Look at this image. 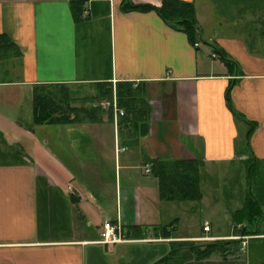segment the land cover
<instances>
[{
	"label": "crops",
	"instance_id": "obj_1",
	"mask_svg": "<svg viewBox=\"0 0 264 264\" xmlns=\"http://www.w3.org/2000/svg\"><path fill=\"white\" fill-rule=\"evenodd\" d=\"M183 1L195 5L204 41L192 43L155 10L125 9L126 0H0V35L13 43H0V264H133L135 250L136 264H170V244L210 234L189 231L193 204L227 215V198L205 193L208 171L252 155L264 162V40L218 35L212 15L223 0H201L209 26L199 0ZM105 84L112 98L82 104L76 123H35L37 87L91 86L94 99ZM125 84L147 101L148 118L101 107L116 99L125 111L117 92ZM175 160L201 163L200 202L162 198L152 166ZM107 221L125 242L97 243ZM181 253L172 264H208Z\"/></svg>",
	"mask_w": 264,
	"mask_h": 264
},
{
	"label": "trees",
	"instance_id": "obj_2",
	"mask_svg": "<svg viewBox=\"0 0 264 264\" xmlns=\"http://www.w3.org/2000/svg\"><path fill=\"white\" fill-rule=\"evenodd\" d=\"M125 9L141 11L155 10L167 23L181 27L188 34L192 43L196 44L198 41H204L198 26L196 7L191 2L183 0H162L161 7H154L152 5H135L131 0H126ZM73 11L75 19H80L84 10H82L79 3H74ZM0 43L2 48L13 45L5 35H0ZM222 56L224 55L222 54ZM224 59L226 60V56H224ZM125 85L126 86L118 85L117 87L119 103L121 107L125 108L124 117L126 119H129L130 116H134L137 119L138 117L148 118L150 107L147 101L137 94L136 90L131 87V84ZM97 89L98 96H96L95 99L112 98V85L105 84L99 86ZM141 94L143 95V92ZM71 101H73L72 93L67 88L49 85L37 87L34 92L35 123L38 125L45 123H76V120H79V115L84 108L83 105L72 106ZM232 111L237 119L245 122L244 117L233 109ZM248 124L254 126L253 123ZM258 162L259 161L254 155H252L248 162L250 170L253 168L256 169ZM200 166L201 163L196 160L154 162L152 171L154 175L159 178L162 198L178 202H200L203 199ZM249 174L250 177H252L251 171H249ZM262 203L260 198L251 194L245 208L237 210L233 218L236 222H239V224H241L243 220L254 222L255 219H257L258 221L264 215L261 208ZM252 227V225L243 227L242 235L251 232L258 233L257 230H252ZM170 232L172 233V230H170ZM170 237H172L171 234ZM173 244L174 246L170 254L164 260L167 263H170L175 256L185 248L191 250L195 258L199 261L209 259L214 253H220L224 260H228L230 255L235 257V251L241 249L239 244L232 246L233 242L228 241H218L206 245H199L189 241H177L173 242ZM255 249H257V257L263 259L264 237L260 245L251 246V251ZM251 264H253L252 261Z\"/></svg>",
	"mask_w": 264,
	"mask_h": 264
},
{
	"label": "rangeland",
	"instance_id": "obj_3",
	"mask_svg": "<svg viewBox=\"0 0 264 264\" xmlns=\"http://www.w3.org/2000/svg\"><path fill=\"white\" fill-rule=\"evenodd\" d=\"M199 1L201 15L206 16L205 20L209 26L210 22H212L210 20L211 14L202 9V1ZM219 5L221 8L216 10V13L212 15V20L217 18V24L214 26V29L218 32V35L221 34L231 37H240L243 35V37L247 39H249V36L254 37L259 35L261 39L264 40L262 34L264 32V0H223V2L219 1ZM218 22L222 23V25ZM203 48H205V46H203ZM69 91L72 92V100L75 106L86 104L91 107L93 104L100 103V100L95 98L93 100L91 98L96 93L94 87H74L73 90ZM79 116H81V113ZM249 171H251L252 177H250ZM208 173L212 176V184L210 185V181H207L209 189L205 190L204 188L205 193L207 195V192L210 190V196L213 200L217 198L221 199L222 197L227 198V200L225 199L227 201L225 204L227 203L226 205L228 207L227 215L223 214L224 210L216 212L217 216L211 214V210L207 208V205H209L207 201H204L205 206H202L201 203L193 204L197 208L196 216L195 218L187 217L189 218L191 230L187 227L186 231L189 230L196 234H203L205 232L203 231L204 222L207 221L205 220L203 222V220L206 218H209L211 227V231H209L210 234L203 235L198 241H194L193 243L206 245L218 241L233 242L232 246L239 244L241 249L235 251V257L230 255L227 261H236L237 264H251V261L253 264H264V258L259 259L257 257V249L251 251V246L260 245L264 237V215L258 221L257 219H255L254 222L243 220L241 224L236 222L233 218L237 210L245 208L251 194L260 198L263 202L261 208L264 213V162L259 161L256 165V169L253 168L251 170L249 163L242 167L240 164L235 163L230 168L217 167L215 171L209 170ZM213 185L217 186V188L215 187L217 189H215L217 191L215 193L213 189H210ZM178 213L177 216H181V213ZM249 225H252L253 227L251 229L257 230L258 233L251 232L242 235L243 227ZM182 230H184V228L180 225L177 234L183 233ZM218 232H220V234H222L221 237L224 238L215 239L214 235ZM173 246V243L170 244V251ZM147 251L148 249L146 252ZM181 252L182 251L175 256L170 264H172L173 261H181L184 259V255ZM141 254V250L133 251L130 257V260L135 259L133 260L135 261L133 264H136V262L140 260ZM219 259H223L222 255L220 253H214L208 260L202 262H208V264H210L218 262Z\"/></svg>",
	"mask_w": 264,
	"mask_h": 264
},
{
	"label": "built area",
	"instance_id": "obj_4",
	"mask_svg": "<svg viewBox=\"0 0 264 264\" xmlns=\"http://www.w3.org/2000/svg\"><path fill=\"white\" fill-rule=\"evenodd\" d=\"M198 45V44H197ZM101 107L104 109L113 110L114 114L119 116H125V111L120 108L116 99L103 101ZM151 169L147 168L146 172H150ZM211 230L210 224L208 222L204 225V231L209 232ZM127 239L123 234L121 227L113 224L110 221L105 222L103 230L101 231V238L97 241L99 244H116L125 242Z\"/></svg>",
	"mask_w": 264,
	"mask_h": 264
},
{
	"label": "bare ground",
	"instance_id": "obj_5",
	"mask_svg": "<svg viewBox=\"0 0 264 264\" xmlns=\"http://www.w3.org/2000/svg\"><path fill=\"white\" fill-rule=\"evenodd\" d=\"M206 222H208V221H206ZM206 222H204V225H205ZM208 223H209V222H208Z\"/></svg>",
	"mask_w": 264,
	"mask_h": 264
}]
</instances>
